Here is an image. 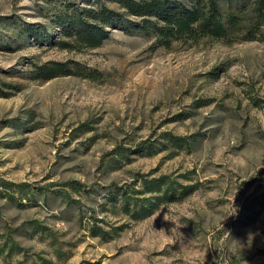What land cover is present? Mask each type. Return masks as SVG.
<instances>
[{"label":"rangeland","instance_id":"374dc122","mask_svg":"<svg viewBox=\"0 0 264 264\" xmlns=\"http://www.w3.org/2000/svg\"><path fill=\"white\" fill-rule=\"evenodd\" d=\"M65 3L118 8L0 0V264H264V27L169 48L115 28L60 49ZM48 61L77 73L35 79ZM162 175L197 187L132 218L152 195L140 178Z\"/></svg>","mask_w":264,"mask_h":264},{"label":"trees","instance_id":"16d2710c","mask_svg":"<svg viewBox=\"0 0 264 264\" xmlns=\"http://www.w3.org/2000/svg\"><path fill=\"white\" fill-rule=\"evenodd\" d=\"M117 5L111 9L103 4L97 7H75L65 3L56 13L54 23L61 25L63 39L55 40L54 46L69 49L74 41L85 48H97L109 36V29L135 28L154 36L155 42L169 48L173 41L198 43L203 38H212L226 44L257 40L264 27V0H110ZM125 17L132 18L127 20ZM77 72L67 63L48 61L33 70L35 79L50 80L57 76ZM92 76V74H91ZM90 74L86 77H91ZM166 143L173 148L189 147L186 137L165 132ZM145 149L150 144L143 142ZM142 146V147H143ZM143 197L135 205L132 218L147 215L159 204L181 201L197 187L170 180L167 175L140 178ZM113 202V200H112ZM122 209L129 212V204L122 200ZM91 236L105 237L101 227L93 225Z\"/></svg>","mask_w":264,"mask_h":264},{"label":"clouds","instance_id":"9594fccd","mask_svg":"<svg viewBox=\"0 0 264 264\" xmlns=\"http://www.w3.org/2000/svg\"><path fill=\"white\" fill-rule=\"evenodd\" d=\"M237 212V211H236ZM236 212H235V214H236ZM234 214V215H235ZM164 219H165V217H164ZM166 220V219H165ZM176 226L172 229V230H178L181 226H179V225H177V224H175ZM161 231H163V230H161Z\"/></svg>","mask_w":264,"mask_h":264}]
</instances>
